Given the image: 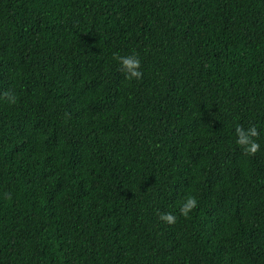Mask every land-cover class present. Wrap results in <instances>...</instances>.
Returning a JSON list of instances; mask_svg holds the SVG:
<instances>
[{"label":"trees","instance_id":"obj_1","mask_svg":"<svg viewBox=\"0 0 264 264\" xmlns=\"http://www.w3.org/2000/svg\"><path fill=\"white\" fill-rule=\"evenodd\" d=\"M0 264H264V0H0Z\"/></svg>","mask_w":264,"mask_h":264},{"label":"clouds","instance_id":"obj_2","mask_svg":"<svg viewBox=\"0 0 264 264\" xmlns=\"http://www.w3.org/2000/svg\"><path fill=\"white\" fill-rule=\"evenodd\" d=\"M114 59L117 60L121 69L126 73V78L131 80H139L142 78L143 73L140 71L141 63L137 55H115ZM3 97L7 99L9 104L16 103V96L12 92L3 93ZM237 137L236 143L244 150L246 154L255 155L260 150L259 143L256 142V137L259 136L257 128L255 126L250 127L245 131L242 127L237 126L235 129ZM11 199L10 196L7 197ZM198 201L194 196H187L184 198L181 207L179 209L180 215L184 218H189L190 214L197 209ZM159 219L168 225L176 223V216L172 213H161Z\"/></svg>","mask_w":264,"mask_h":264}]
</instances>
